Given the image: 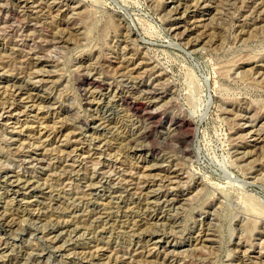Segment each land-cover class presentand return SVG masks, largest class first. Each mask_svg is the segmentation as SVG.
Listing matches in <instances>:
<instances>
[{"label": "rangeland", "instance_id": "374dc122", "mask_svg": "<svg viewBox=\"0 0 264 264\" xmlns=\"http://www.w3.org/2000/svg\"><path fill=\"white\" fill-rule=\"evenodd\" d=\"M0 264H264V0H0Z\"/></svg>", "mask_w": 264, "mask_h": 264}, {"label": "bare ground", "instance_id": "6f19581e", "mask_svg": "<svg viewBox=\"0 0 264 264\" xmlns=\"http://www.w3.org/2000/svg\"><path fill=\"white\" fill-rule=\"evenodd\" d=\"M88 82H90V83H95L96 81L94 80H88ZM122 98V97H121ZM123 101L125 102V103H127L132 109H134L136 112H138L140 109H141V107L143 106V104H141V103H139V102H136L135 100L133 101V100H131L130 98H128V97H123ZM142 108H144V107H142ZM144 111H146L144 114H146L147 116H149L151 119H154V118H156V113L155 112H151V111H148L147 109H145ZM148 118V117H147ZM154 121V120H153ZM168 132V131H167ZM170 134V133H169ZM168 134V135H169ZM168 137V136H167Z\"/></svg>", "mask_w": 264, "mask_h": 264}]
</instances>
